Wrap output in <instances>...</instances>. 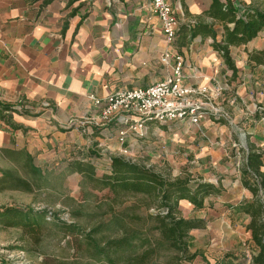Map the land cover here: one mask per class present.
Instances as JSON below:
<instances>
[{
  "label": "crops",
  "instance_id": "0c3cea01",
  "mask_svg": "<svg viewBox=\"0 0 264 264\" xmlns=\"http://www.w3.org/2000/svg\"><path fill=\"white\" fill-rule=\"evenodd\" d=\"M169 1L179 25L213 24L221 40L224 22L205 14L212 0ZM234 1L259 6L254 0ZM174 47L185 58V82L205 88L210 101L224 113L217 118L211 114L199 124H160L164 131L195 134L189 150L204 162L199 176L222 188L220 194L206 199L201 210H194L189 201L181 202L186 216L206 220L204 228L192 231L191 250L198 253L193 264H203L199 258L205 260L200 256L205 246L220 253L217 259L214 253L206 256L207 264L238 262L230 234L236 244L245 230L253 248L249 252L256 251L247 229L251 216L235 207L253 197L241 172L248 153L264 155V63L250 59L252 53L264 50V31L230 47L236 72L209 35H188ZM166 48L161 22L151 13L148 0H0V98L13 104L21 100L31 111L13 113V122L23 128L12 129L0 120V157L17 155L25 163L31 155L32 163L41 167L56 162V157H65L68 166L83 152L89 156L91 148L103 155L101 160L122 155L123 149L134 153L140 137L130 134L122 143L119 125L94 131L92 122L99 108L89 95L103 97L117 88L145 86L164 78L168 70L161 56ZM155 130L163 131L160 126ZM48 156L53 159L48 161ZM241 217L245 220L235 231ZM220 236L226 246L217 240Z\"/></svg>",
  "mask_w": 264,
  "mask_h": 264
},
{
  "label": "trees",
  "instance_id": "16d2710c",
  "mask_svg": "<svg viewBox=\"0 0 264 264\" xmlns=\"http://www.w3.org/2000/svg\"><path fill=\"white\" fill-rule=\"evenodd\" d=\"M50 1L46 0L47 3ZM212 1L205 14L224 22L221 40L213 24L198 21L180 23L176 43L182 45L188 35L190 38L201 33L209 35L213 38L214 48L236 72L230 47L247 43L264 31V8L253 3L248 6L243 3L238 5L234 0ZM250 59L264 63V50L252 53ZM15 112L28 114L31 111L24 103L13 104L0 98V120L12 129L23 128L13 122ZM94 128L95 132L104 129L98 126ZM89 156L90 159L73 158L67 168L71 173L82 176L85 200L95 197L90 210H71L74 221L67 222L57 213L47 210L4 207L0 208V223L21 226L36 240L45 226L53 223L59 230L56 235L61 239L69 237L67 243H74L79 257L73 261H58L56 264H79L83 260L87 264H193L198 253L191 250L192 231L204 228L206 220L186 216L181 202L189 201L194 210H201L205 207L206 199L220 194L222 188L189 173L172 177L153 165L125 155H111L100 174L96 162L103 159V155L91 148ZM263 158L261 152L248 153L241 172L244 186L252 192L253 197L235 207L238 212L251 216L247 229L251 232L256 251L250 264H264ZM32 160V156L27 155L24 164L36 174L39 170ZM10 177V171L3 170V178L0 180L6 183ZM14 178L11 187L32 191L29 180L21 176ZM94 193L102 195L98 197ZM48 214L53 216L51 220L47 219ZM75 218H86L88 223L83 226ZM222 264H245V261L229 260L222 261Z\"/></svg>",
  "mask_w": 264,
  "mask_h": 264
},
{
  "label": "rangeland",
  "instance_id": "374dc122",
  "mask_svg": "<svg viewBox=\"0 0 264 264\" xmlns=\"http://www.w3.org/2000/svg\"><path fill=\"white\" fill-rule=\"evenodd\" d=\"M254 1L261 8H264V0ZM159 126L163 131L155 130ZM164 129L166 127L160 124L152 125V129H146L144 136L139 138V145L134 153L130 154L127 151L126 153L122 152V155L133 160L144 161L172 177L188 173L195 177L199 176L203 170L200 167L204 162L196 157L195 151L191 152L189 150V145L196 141L191 138L195 134L192 131L180 134L179 130L167 129L164 131ZM83 153V155L81 153L78 157L89 159L87 152ZM37 155L33 156L35 162H38V159L41 160ZM6 157H0V179L3 178V170L10 171L12 177L7 178L6 183L0 180V208L31 207L35 211L47 210L57 213L64 221L73 222L74 218L71 216V210L76 208L90 210L93 206L91 202L96 200L95 197L85 200L82 192V176L79 173H71L68 170L65 157L61 160L56 157V162H53L55 163L54 165L52 163L48 166H37L39 172L36 174L29 171L30 168L26 167L22 161H18L20 160V158L17 159L19 156L6 155ZM49 157L46 159L51 161L53 157ZM96 163L100 170L99 173L102 174L106 166V160L100 159ZM15 176H21L29 180L32 184V191L27 192L11 187L10 185L13 184ZM95 195L101 197L102 193H94ZM52 217L51 214H48L47 219L51 220ZM78 220L81 221L80 223L83 226L88 223L86 218ZM244 220V217L239 219L236 226H234L236 227L235 231H237L239 225L243 224ZM55 227L51 222L47 224L45 229L38 234L39 239L36 240L35 236L21 226H6L0 223V257L13 254L17 260L23 261L24 264H56L58 261H73L79 258L78 252L74 248V243H67L69 237L65 239L58 237L56 231L59 230ZM235 231L233 229V234H235ZM220 234L222 236L225 235L224 231H220ZM222 236L217 238V240L223 243L220 240ZM230 238L233 245L231 247L237 248L239 261H245V264H250L253 252L250 253L249 251L253 248L248 244L245 230L240 231L236 244L231 234ZM227 243L231 245L229 240H227ZM223 245L226 246L225 241ZM203 251L200 256H203L205 260L199 258V262L203 264H207L205 263L208 261L206 256L214 253L217 259L220 254H217L218 251L211 252L207 250L206 246ZM79 264L87 263L83 260Z\"/></svg>",
  "mask_w": 264,
  "mask_h": 264
},
{
  "label": "built area",
  "instance_id": "2783aa9c",
  "mask_svg": "<svg viewBox=\"0 0 264 264\" xmlns=\"http://www.w3.org/2000/svg\"><path fill=\"white\" fill-rule=\"evenodd\" d=\"M150 11L161 22L167 43L161 62L168 74L145 86L117 88L103 97L90 94L89 97L99 115L92 125L106 127L119 125V140L124 143L132 134L142 137L150 123L167 124L185 122L199 124L213 114L224 117L219 107L210 101L205 88L188 85L184 78V55L174 47L179 29V19L169 0H148ZM21 102V100L19 101ZM128 150L123 149L126 153ZM0 264H24L13 254L0 257Z\"/></svg>",
  "mask_w": 264,
  "mask_h": 264
}]
</instances>
